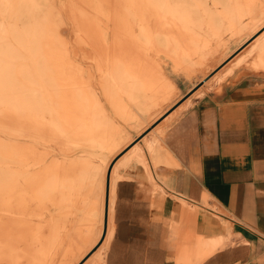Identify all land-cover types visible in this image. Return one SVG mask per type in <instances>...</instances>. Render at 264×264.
<instances>
[{
	"label": "bare ground",
	"instance_id": "bare-ground-1",
	"mask_svg": "<svg viewBox=\"0 0 264 264\" xmlns=\"http://www.w3.org/2000/svg\"><path fill=\"white\" fill-rule=\"evenodd\" d=\"M259 1L264 2L64 0L59 16L56 0H0V256L19 259L21 248L6 239L12 241L16 226L32 223L49 228L46 235L30 226L27 239L39 253L34 261L52 264L57 256H77L80 248L72 237L83 190L93 184L91 165L84 155L59 159L50 143L59 136L75 149L116 144V117H130L131 106L152 99L157 80H167L163 73L147 79L133 65L140 51L156 43L176 64L189 62L225 25L239 29L244 19L255 21ZM250 56L264 69V35L232 62ZM162 132L146 135L126 156L127 162H142L153 181L147 153L155 167L177 164ZM123 176H110L109 210ZM192 242L174 257L176 264H199L222 244L221 239Z\"/></svg>",
	"mask_w": 264,
	"mask_h": 264
},
{
	"label": "crops",
	"instance_id": "crops-1",
	"mask_svg": "<svg viewBox=\"0 0 264 264\" xmlns=\"http://www.w3.org/2000/svg\"><path fill=\"white\" fill-rule=\"evenodd\" d=\"M247 62L225 63L162 116L177 164L155 167L147 153L154 181L142 162L121 169L83 264H176L190 234L221 239L199 264H264V69Z\"/></svg>",
	"mask_w": 264,
	"mask_h": 264
},
{
	"label": "rangeland",
	"instance_id": "rangeland-1",
	"mask_svg": "<svg viewBox=\"0 0 264 264\" xmlns=\"http://www.w3.org/2000/svg\"><path fill=\"white\" fill-rule=\"evenodd\" d=\"M56 2L61 10L58 15L62 16L65 2L64 0H56ZM256 6L258 15L255 21L249 22V19L246 18L239 29H231L228 25H225L221 36L213 38L210 46L194 54L189 62L176 64L172 53L167 48L156 43L142 49L137 57V63L133 65L147 79H150L156 73L157 75L163 73L167 80H161L160 82V79L157 80L154 86L155 94L153 98L144 100L140 107L132 105L130 117L127 119L116 117L119 126V131L116 134V144L110 147L79 145L75 149L59 136L50 143L59 159H63L64 155L72 153L84 155L83 157L88 158L87 161L91 165L93 177V184L83 190V201H81L77 212L78 231L72 237L77 242L81 252L78 249L77 256H57L52 264H83L97 249L105 231H107L106 202L108 175L110 174L113 178L119 174H123L121 173V169L127 168L134 163L127 162L128 159H126L131 149L135 144L143 140L146 135H154L160 130V128L157 129V126L162 116L180 98H183L189 90L198 87L222 65L232 61L245 47H250L257 39L264 35V2L259 1ZM65 21L68 20L66 19ZM66 34L68 38L74 40L75 32L72 28H68ZM251 59V56L247 58L248 65H250ZM96 74L94 75V81L99 85L100 77ZM216 76L217 80H220L224 75L219 73ZM112 113H114L113 110ZM122 156L124 157L122 158ZM102 196L105 198L104 215H102ZM30 226H39V228L44 230L46 235L49 233L47 226L39 225L38 223L16 226L12 233V241H10L9 237L6 240L15 245L17 244L21 248V256L19 259L14 260L4 254L0 256V264H48L47 261H34L35 256H39V253L30 243V240L27 239L29 238ZM108 237L107 235L106 238ZM198 238L202 237L195 235L187 236L190 244H193L194 242L191 243V241H196ZM69 242L70 239L67 238L64 248H67ZM85 250L86 252L80 256Z\"/></svg>",
	"mask_w": 264,
	"mask_h": 264
},
{
	"label": "water",
	"instance_id": "water-1",
	"mask_svg": "<svg viewBox=\"0 0 264 264\" xmlns=\"http://www.w3.org/2000/svg\"><path fill=\"white\" fill-rule=\"evenodd\" d=\"M109 195H110V174L108 175V183H107L106 223H107V217H108V212H109V197H110Z\"/></svg>",
	"mask_w": 264,
	"mask_h": 264
}]
</instances>
